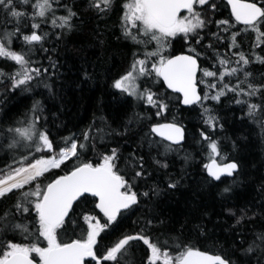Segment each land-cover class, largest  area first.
I'll return each instance as SVG.
<instances>
[{
	"label": "snow or ice",
	"instance_id": "obj_1",
	"mask_svg": "<svg viewBox=\"0 0 264 264\" xmlns=\"http://www.w3.org/2000/svg\"><path fill=\"white\" fill-rule=\"evenodd\" d=\"M221 7L230 9L229 18L214 20L215 15L223 14L219 12ZM114 9L122 13L121 37L117 39L131 41L135 50L128 69L113 80L112 88L121 96L134 97L156 109L155 117L164 116L173 101L199 105L203 123L210 130L199 134L209 159L204 170L213 182L232 177L237 183L235 177L243 171V161L222 153L221 140L213 136L217 129L223 131L224 125L213 114L214 109L204 104L220 103L231 95L242 113L241 123L251 122L264 139V76L257 78L249 71L254 62L264 65V56L259 54L264 53V0H127L122 5L117 0H86L83 9L61 0H0V58L17 66L12 73L0 70V87L5 89L0 92V105L9 96L31 93L50 68L56 67L51 57L49 68H45L32 56L37 49L48 52L43 45L52 37L59 41L76 31L82 22L81 10L104 19ZM61 10L64 14L57 15ZM49 23L57 31H43L42 25ZM250 34L255 39L245 52L243 36ZM174 41L181 43L178 54ZM85 78L90 79L87 74ZM161 81L174 97L153 91ZM49 91L50 96L55 95ZM42 106L41 101H34L31 120L22 122H10L8 114H3V123L13 124L0 128L12 155L11 162L0 168V201L12 203L0 207V264H86L88 258L95 264H126L125 257L137 244L143 246L139 264H264V230L252 232L250 238L249 230L244 229L245 221L257 215L264 217V201L254 205L261 211L252 216L247 205L239 213L227 209L235 220V225H230L232 240L227 248L201 250L181 239L182 232L181 236L169 237L181 243L162 241L152 229L165 221L162 213L150 209H146L151 217L143 221V228L121 230L127 214L139 208L142 199L159 196L158 187L137 189L140 182L151 177L150 160L162 169L168 168L161 159L185 140L182 125L175 121L151 124L145 137L148 159L136 152L125 157L118 148H108L93 163L81 159V155L94 150V144L89 143L91 128L82 134L86 143L68 137L64 147L56 146L57 151L49 130L39 123ZM15 123L23 126L16 127ZM127 132L125 127L122 134ZM154 134L161 140L150 139ZM161 147V159L151 157V150L160 155ZM232 147L236 148L235 141ZM73 158L77 162L64 171L62 166L68 167L67 162ZM57 169L63 174L53 172ZM178 186L179 181L169 180L167 184L170 190ZM231 192L232 185L223 189L224 194ZM90 198L91 211L81 209ZM97 209L102 216L94 214ZM206 215L201 213L200 219ZM202 231V226H197V239Z\"/></svg>",
	"mask_w": 264,
	"mask_h": 264
},
{
	"label": "trees",
	"instance_id": "obj_2",
	"mask_svg": "<svg viewBox=\"0 0 264 264\" xmlns=\"http://www.w3.org/2000/svg\"><path fill=\"white\" fill-rule=\"evenodd\" d=\"M61 2L79 4L80 9L86 6V0H61ZM117 2L122 5L127 0H117ZM219 12L223 14L215 15L214 20L229 18V8L221 7ZM63 14L62 10L57 12V15ZM121 14L114 9L110 16L97 19L93 18V12L81 10L82 22L76 31L64 35L59 41L55 37L49 39L43 45L44 48L49 49L48 52L37 49L32 56L34 61L49 68L48 57H51V61L56 62V67L50 68L49 73L33 87L31 93L9 96L7 102L0 105V128L13 126L12 123H3L4 113L8 114L10 122L31 120L30 109L33 102L41 101L43 106L39 123L49 130L54 147L57 145L64 147V139L68 137L86 143L82 139V134L91 128L92 140L89 143L94 144V150L81 155V159L95 163L99 154L104 153L108 148H118L125 157L129 153L136 152L137 155H144L148 159L149 147L145 137L151 124L175 121L185 129L184 143L174 146V149L167 153L166 159H161L164 153L163 147L159 149L160 155L155 149L151 150V157L161 159L162 163L168 164V168L162 169L154 160H150L151 177L146 182H140L141 186L137 189V191H149L152 187H158L160 194L151 196L150 200L142 199L139 208L127 214L121 230L132 231L143 228V221L151 217V211L146 209H150L162 213L161 218L165 224L158 225V230L152 229L153 235L159 236L162 241L168 240L170 245L181 243V240L169 239V237L181 236L182 232L181 239H186L188 244H196L201 250L227 248L232 240L230 225H235V220L229 217L227 209L232 208L239 213V210L247 205L250 209L249 216H252L253 212L261 211L254 205L264 201V189L261 188V185H264V139L259 135V128L251 122L241 123L239 117L242 113L239 106L232 102L231 95L226 99L222 98L220 103L206 101L204 107L214 109L213 114L218 115L221 118L220 123L224 125L223 131L217 129L213 136L214 139L221 140L222 153L227 152L230 157L235 156L244 164L241 174L235 177L237 183H233L232 177H222V183L213 182L203 167L209 163V159L199 134L210 130L203 123V109L199 105L183 106L173 101L164 116L155 117L156 109L134 97L121 96L118 90L112 88L113 80L128 69L131 52L135 50L131 41L117 39L121 37L119 26ZM42 27L45 32L57 31L51 28L50 23ZM237 28L242 26L237 25ZM254 39V34L243 36L242 47L245 52ZM173 48L177 54L181 50V43L174 41ZM186 49L187 46L183 50ZM199 50L197 48V51ZM259 54L264 56V53ZM16 67L13 62L0 58V70L3 72L12 73ZM202 67L207 65L202 63ZM249 71L260 78L264 76V65L254 62L249 66ZM85 74L90 79H86ZM45 84L49 85L55 93L54 96H50L49 88H46ZM4 90L0 87V92ZM153 91L169 97L175 95L162 81L153 88ZM149 117L151 119H148ZM14 126L23 125L15 123ZM125 127L128 128V132L122 134ZM150 139L161 140L155 134ZM10 140L9 137L8 142ZM233 141L236 142L235 149L232 147ZM0 145H3L0 147V168H3L5 163L11 162L12 153L6 148L2 131H0ZM59 147H56L57 151ZM76 162L73 158L67 162L68 167L62 166V168L67 171ZM53 172L63 174L59 169ZM169 180L179 181L176 190L168 189ZM228 185H232V192L224 194L223 189ZM11 203V200L0 201V207L10 206ZM92 207L91 198L81 205V209L89 211ZM201 213L207 215L200 219ZM94 214L102 216L98 209ZM197 226H202L203 230L199 239L196 236ZM244 229L249 230L251 238L252 232L264 230V217L257 215L251 221H245ZM142 256L143 246L137 244L136 249L129 250L125 257L126 264H139V258ZM86 264H95V262L88 260Z\"/></svg>",
	"mask_w": 264,
	"mask_h": 264
},
{
	"label": "water",
	"instance_id": "obj_3",
	"mask_svg": "<svg viewBox=\"0 0 264 264\" xmlns=\"http://www.w3.org/2000/svg\"><path fill=\"white\" fill-rule=\"evenodd\" d=\"M165 86H166V84H165ZM182 104V103H181ZM183 105V104H182ZM183 106H186V105H183ZM191 106V105H190ZM162 123H171V122H162ZM186 133V132H185ZM157 137H159L158 135H156ZM159 138H161V137H159ZM185 141V140H184ZM184 141L181 143V144H183L184 143ZM214 254V253H213ZM91 258H88V260H90Z\"/></svg>",
	"mask_w": 264,
	"mask_h": 264
}]
</instances>
